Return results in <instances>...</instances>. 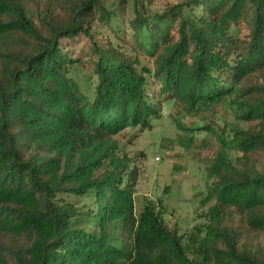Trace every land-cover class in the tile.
Returning <instances> with one entry per match:
<instances>
[{
	"label": "trees",
	"instance_id": "obj_1",
	"mask_svg": "<svg viewBox=\"0 0 264 264\" xmlns=\"http://www.w3.org/2000/svg\"><path fill=\"white\" fill-rule=\"evenodd\" d=\"M66 2V12L36 15L24 0H0V264H264V247L224 222L236 214L264 233V171L253 158L264 151V0L154 12L145 0ZM94 24L115 41H95ZM82 36L90 50L75 55ZM171 102L190 115L231 102L237 119L258 125L218 136L215 203L190 248L154 203L136 214V173L117 139ZM228 148L242 156L233 162Z\"/></svg>",
	"mask_w": 264,
	"mask_h": 264
},
{
	"label": "rangeland",
	"instance_id": "obj_2",
	"mask_svg": "<svg viewBox=\"0 0 264 264\" xmlns=\"http://www.w3.org/2000/svg\"><path fill=\"white\" fill-rule=\"evenodd\" d=\"M67 0H24L34 14L44 10L55 14L66 12ZM183 0H145V5L151 11H161L168 5H174ZM108 9H113L117 0H103ZM58 12V13H57ZM63 16V15H60ZM94 40L105 46L108 40H114L104 24L93 25ZM92 40L82 36L73 46L75 55L90 50ZM145 66L152 67L153 61L145 54L140 56ZM88 64V62H87ZM81 82L93 77L92 70L85 64ZM95 77L92 79L95 84ZM233 103H221L213 109L190 115L181 113L180 104L165 103L161 115L152 118L147 128H126L120 132L117 139L130 162V170L136 175L133 180L135 212L139 214L147 202H152L162 210L163 220L170 229H175L182 235V243L190 246V234L203 228L208 221L206 213L215 203L207 201L209 196V168L220 151L225 147L218 136L231 134L230 130L236 124L243 128L257 127V121H241L236 118ZM194 135V136H193ZM226 154L235 162V156L241 152L228 148ZM159 156L160 159H157ZM260 170L264 171V151L253 154ZM74 203L84 201L73 198ZM225 224L238 227L244 241L252 247H264V233H257L240 221L236 214L226 216ZM206 264H215L207 262Z\"/></svg>",
	"mask_w": 264,
	"mask_h": 264
},
{
	"label": "built area",
	"instance_id": "obj_3",
	"mask_svg": "<svg viewBox=\"0 0 264 264\" xmlns=\"http://www.w3.org/2000/svg\"><path fill=\"white\" fill-rule=\"evenodd\" d=\"M157 159H160L159 156H157Z\"/></svg>",
	"mask_w": 264,
	"mask_h": 264
}]
</instances>
